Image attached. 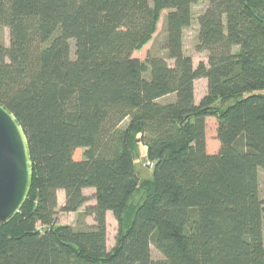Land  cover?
<instances>
[{"label": "trees", "instance_id": "obj_1", "mask_svg": "<svg viewBox=\"0 0 264 264\" xmlns=\"http://www.w3.org/2000/svg\"><path fill=\"white\" fill-rule=\"evenodd\" d=\"M201 2L197 50L208 62L195 68L183 36ZM165 10L173 66L133 57ZM0 26L10 32L0 103L33 162L25 204L0 226V264H264V0H0ZM140 144L152 168L143 183ZM89 188L93 224L59 225L58 192L61 211L77 213ZM109 212L119 226L111 250Z\"/></svg>", "mask_w": 264, "mask_h": 264}, {"label": "rangeland", "instance_id": "obj_2", "mask_svg": "<svg viewBox=\"0 0 264 264\" xmlns=\"http://www.w3.org/2000/svg\"><path fill=\"white\" fill-rule=\"evenodd\" d=\"M208 3L201 2L193 7V15L194 19L192 25L184 31L183 36V45L184 52L187 56H189L192 61L194 67H198L200 63L207 64L208 62V53L207 52H199L197 50L198 44V16L207 8ZM169 13L168 10L163 11L160 14L156 31L152 35L151 39L141 47L138 51L133 54V57L140 59L141 61H145L148 56H158L165 58L169 65L173 66L174 62L166 58V51L164 49V43L166 41V16ZM0 45H4L8 47L10 45V32L9 29L3 26H0ZM208 93V82L205 78H201L195 81V101L197 104L207 95ZM170 97L169 99H172ZM129 120H125L122 123V127H126ZM216 122L213 119H209L207 122V138H208V146L210 150H215L217 141H216ZM139 138V137H138ZM137 140V139H136ZM135 143H138L135 141ZM217 150H215L216 152ZM135 161V169L140 180V183L149 180L152 177V168L151 164L149 165L146 158V148L144 145H138L136 148V152L134 154ZM260 189L261 196L264 199V174L261 173L260 177ZM85 196L88 198L87 203L77 212V213H64L61 211V208L65 205V192H58V214L57 220L59 225H69L76 229H86L88 225L93 224V218L91 216H85L84 211L86 207L95 205V190L94 189H85ZM145 199L144 193L142 189H140L132 202V205H139ZM118 222L114 215L109 212L107 214V235H108V247L111 250L116 244V238L118 235ZM153 259H161V254L155 249H152Z\"/></svg>", "mask_w": 264, "mask_h": 264}, {"label": "water", "instance_id": "obj_3", "mask_svg": "<svg viewBox=\"0 0 264 264\" xmlns=\"http://www.w3.org/2000/svg\"><path fill=\"white\" fill-rule=\"evenodd\" d=\"M32 181L27 136L16 116L0 103V226L10 223L20 212Z\"/></svg>", "mask_w": 264, "mask_h": 264}, {"label": "crops", "instance_id": "obj_4", "mask_svg": "<svg viewBox=\"0 0 264 264\" xmlns=\"http://www.w3.org/2000/svg\"><path fill=\"white\" fill-rule=\"evenodd\" d=\"M90 225H92V224H90Z\"/></svg>", "mask_w": 264, "mask_h": 264}]
</instances>
